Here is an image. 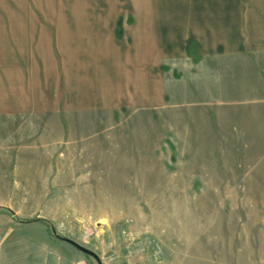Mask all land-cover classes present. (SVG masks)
<instances>
[{
    "label": "rangeland",
    "instance_id": "374dc122",
    "mask_svg": "<svg viewBox=\"0 0 264 264\" xmlns=\"http://www.w3.org/2000/svg\"><path fill=\"white\" fill-rule=\"evenodd\" d=\"M126 3L0 0V264H264V54L192 43L155 88L70 90L101 8L131 44Z\"/></svg>",
    "mask_w": 264,
    "mask_h": 264
},
{
    "label": "crops",
    "instance_id": "0c3cea01",
    "mask_svg": "<svg viewBox=\"0 0 264 264\" xmlns=\"http://www.w3.org/2000/svg\"><path fill=\"white\" fill-rule=\"evenodd\" d=\"M125 2L130 4L133 13L128 31L131 44L125 46L122 42H114L109 23L113 21L114 24L116 11L109 6L101 8L95 16L101 19V24L96 26V35L90 36V26L79 31L87 37L82 46L87 57L77 60L72 73L66 64L63 65L62 76L70 90L90 86L106 100L120 98L118 94L122 91L139 92L140 80L144 78L146 85L155 88L161 83L158 76L162 61L172 56L186 57L187 46L192 43L197 46L200 57L264 54V0ZM95 11L94 8H83L82 12L86 14L83 19L91 20L90 14ZM122 33V30L119 36L115 33V38L120 39ZM56 35L60 44L62 33Z\"/></svg>",
    "mask_w": 264,
    "mask_h": 264
},
{
    "label": "water",
    "instance_id": "95a60500",
    "mask_svg": "<svg viewBox=\"0 0 264 264\" xmlns=\"http://www.w3.org/2000/svg\"><path fill=\"white\" fill-rule=\"evenodd\" d=\"M66 239H67V238H66ZM67 240H69L70 242H72L73 244H75V245H76L78 248H80L82 251H84V252H86V253H89V254L93 255L94 257L98 258V256H97L92 250H90V249H88V248H86V247H84V246L78 244L77 242H74V241L70 240V239H67Z\"/></svg>",
    "mask_w": 264,
    "mask_h": 264
},
{
    "label": "trees",
    "instance_id": "16d2710c",
    "mask_svg": "<svg viewBox=\"0 0 264 264\" xmlns=\"http://www.w3.org/2000/svg\"><path fill=\"white\" fill-rule=\"evenodd\" d=\"M121 33L120 29H117V35H119Z\"/></svg>",
    "mask_w": 264,
    "mask_h": 264
},
{
    "label": "built area",
    "instance_id": "2783aa9c",
    "mask_svg": "<svg viewBox=\"0 0 264 264\" xmlns=\"http://www.w3.org/2000/svg\"><path fill=\"white\" fill-rule=\"evenodd\" d=\"M83 264V263H82Z\"/></svg>",
    "mask_w": 264,
    "mask_h": 264
}]
</instances>
